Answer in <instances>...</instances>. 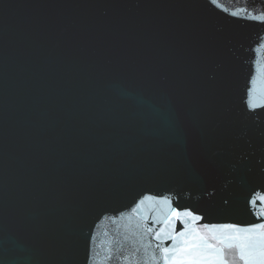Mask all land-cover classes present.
I'll return each instance as SVG.
<instances>
[{
  "label": "water",
  "instance_id": "water-1",
  "mask_svg": "<svg viewBox=\"0 0 264 264\" xmlns=\"http://www.w3.org/2000/svg\"><path fill=\"white\" fill-rule=\"evenodd\" d=\"M260 16L0 0V264H165L197 234L222 247L213 226L264 224Z\"/></svg>",
  "mask_w": 264,
  "mask_h": 264
},
{
  "label": "snow or ice",
  "instance_id": "snow-or-ice-1",
  "mask_svg": "<svg viewBox=\"0 0 264 264\" xmlns=\"http://www.w3.org/2000/svg\"><path fill=\"white\" fill-rule=\"evenodd\" d=\"M264 21V16L258 17ZM199 219V217H196ZM264 229V224L254 225L252 228L241 231L235 225L213 226L210 231L221 233L214 237L222 247L208 242L204 236L197 234L192 241H185V246L180 249L181 256H170L168 249H164L165 264H230L227 258L231 249H237V257L244 264H264V233L256 229ZM184 256L191 257L188 260Z\"/></svg>",
  "mask_w": 264,
  "mask_h": 264
}]
</instances>
